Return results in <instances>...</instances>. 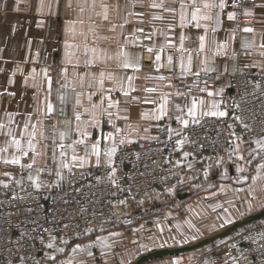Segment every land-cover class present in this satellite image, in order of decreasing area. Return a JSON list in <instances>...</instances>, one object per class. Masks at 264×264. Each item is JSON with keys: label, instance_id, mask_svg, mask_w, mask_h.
Returning <instances> with one entry per match:
<instances>
[{"label": "crops", "instance_id": "1", "mask_svg": "<svg viewBox=\"0 0 264 264\" xmlns=\"http://www.w3.org/2000/svg\"><path fill=\"white\" fill-rule=\"evenodd\" d=\"M222 2L155 0L163 6L151 7L153 0H43L41 7L42 0H0V182L58 169L55 143L77 144L66 159L75 155L78 165H86L97 160L92 145H98L101 159L107 157L101 144L176 132L186 126L184 120L189 124L209 111L228 113L231 75L264 73V0L248 8L256 20L252 32L240 30ZM205 3L218 6L207 9ZM193 14L200 17V27ZM205 15L214 18L204 20ZM93 57L94 63H85ZM125 59L133 66L123 67ZM197 72L215 74V85L173 100ZM193 99L195 115L189 116ZM55 113L61 115L56 126L46 127ZM110 133L113 139L107 138ZM261 145L264 135L251 139L235 127L230 164L214 171L207 169L204 156L178 146L171 154L179 162L171 191L156 201L118 205V211L125 208V225L73 238V247L52 264H133L155 250L205 240L140 264L177 259L180 264H250L242 233L264 221V215L248 220L264 209ZM14 157L19 164L10 162ZM63 163L65 171L75 167ZM229 245H236L237 253L224 258ZM0 264L11 263L0 259Z\"/></svg>", "mask_w": 264, "mask_h": 264}, {"label": "built area", "instance_id": "2", "mask_svg": "<svg viewBox=\"0 0 264 264\" xmlns=\"http://www.w3.org/2000/svg\"><path fill=\"white\" fill-rule=\"evenodd\" d=\"M222 1L235 13L240 30L255 27L248 8L257 0ZM193 77L187 92L214 83L204 74ZM226 105L225 116L205 115L179 132L121 143L110 162L72 171L62 183L44 179L36 188L29 181L0 182V259L35 264L51 239L117 219L121 201L158 200L175 186L179 162L171 154L178 146L192 156H204L210 171L229 165L235 127L251 139L264 135V73H233ZM242 239L250 264H264V221L247 227ZM236 253V245L223 250L225 257Z\"/></svg>", "mask_w": 264, "mask_h": 264}, {"label": "rangeland", "instance_id": "3", "mask_svg": "<svg viewBox=\"0 0 264 264\" xmlns=\"http://www.w3.org/2000/svg\"><path fill=\"white\" fill-rule=\"evenodd\" d=\"M238 71H242V70H238ZM195 74H204V75L209 76L212 79V81L214 82L212 85H209V86H213L216 83V77H215V74H213V73L197 72ZM195 74H193L192 77H190V79L188 80L187 83L183 84L180 87L181 93L177 94V95H174L172 97L173 100L181 101L182 100V96L191 95V94L195 93L197 90H199L201 88H205V87L196 88L195 90H193L191 92H187L186 91L185 88L187 86H189L191 84V82H193V78H194L193 76ZM209 86H206V87H209ZM226 94H227V92H226ZM226 94H225V103H226ZM228 110H229V108H228ZM203 116H205V115H202L201 117H203ZM60 117H61V115L59 113H55L53 115V117L46 122V127H49V128L55 127ZM200 118H198L197 120H199ZM197 120H195V121H197ZM179 131H176V132H179ZM176 132H159L158 134H161V133H176ZM158 134H156L155 136H157ZM155 136H153V137H155ZM146 139H150V138H138L137 141L146 140ZM133 142H135V141H133ZM123 143H126V142H123ZM119 144H121V142L120 143H116V144H101L102 148H103V154H105L107 157H103V158L99 159V163L100 162H110L113 159L114 154L111 155V156L108 155L109 151L111 150V149L109 150L108 146L110 145L111 148L113 146H115L117 148V146ZM60 145H63L64 147L61 148ZM76 147H77V144H56L55 143L54 144L55 157L53 159V163H54V166L57 167L58 169L55 168V169H52L53 171H51V172H44L42 174H39V175L33 176V177L24 174V175L20 176V177H23V178H19V180H16V179L11 180V179H9L7 181H4V183H9V182L21 183V182H24L25 178H26L27 181L31 182L33 185H36L37 183L41 184L42 180H44V179H52V180L54 179L55 181H57L59 183H62L65 180V178L72 171H76L78 169H84V168H86L88 166L97 164V162H96L97 160L93 161V160L90 159L88 161V162H90L89 164L80 166V165H78L80 163V161H81L80 159H77L75 161H73L72 158L66 159V158L69 157L70 151L76 149ZM106 148H107V152H106ZM60 150L65 151L64 152V157H62V158L59 156L60 155ZM71 157H73V156H71ZM64 159H66V160H64ZM62 161H64V162L66 161V163H68L70 166L73 164L75 166L74 167L75 169L72 168L70 170H66L65 171L62 168ZM59 169H61V170H59ZM57 173H60L63 176V179H61L60 176L57 175ZM165 193H168V192H165ZM132 203H135V202H132ZM120 204L125 205V204H127V202L123 201V203H119L118 205H120ZM117 210H119L118 207H117ZM118 225H125V208H123V207H122L121 211H118V218L113 220V221H101V222H98L96 224H93L91 227H89V228H87L85 230H82V231H80V232H78L76 234L65 236L64 238H53V239H51L50 243L46 246L44 253H42L40 255V257L37 259L35 264H52V263L56 262L57 260L61 259L62 253L68 252L69 249L73 247V245L71 244L72 241H73V238H76L78 236H84V235H87L88 233H92V232L109 231V230H111L112 228H114V227H116ZM61 249H62V251H61ZM222 255H223V251H222ZM223 257L224 258H228V257H225L224 255H223Z\"/></svg>", "mask_w": 264, "mask_h": 264}, {"label": "snow or ice", "instance_id": "4", "mask_svg": "<svg viewBox=\"0 0 264 264\" xmlns=\"http://www.w3.org/2000/svg\"><path fill=\"white\" fill-rule=\"evenodd\" d=\"M55 2H57L58 3V0H55ZM71 6V4L69 3V7ZM163 5L162 4H157V3H155V0H153V3H152V5H151V7H162ZM204 8H207V9H213V8H216L218 5H216L215 3H205L204 5ZM220 7H223L224 5H223V2L219 5ZM41 7H43V0H42V3H41ZM118 9H119V5H117L116 6V10L118 11ZM200 11V9L199 8H197L196 9V12H199ZM247 14H251V13H247ZM105 19H107V15H105V17H104ZM214 17H212V16H207V15H205V16H203L202 17V19H204V20H211V19H213ZM228 18L229 19H234L235 18V13H230L229 15H228ZM192 19L193 20H196L197 21V24H196V26L197 27H200L201 25L198 23V20L200 19V17H198L197 15H195V14H193V16H192ZM217 22H219L218 21V18H217ZM205 27H206V25H205ZM70 31H74V29L73 28H70L69 29ZM139 31H142V29H140ZM244 31L245 32H252V31H254V29L253 28H245L244 29ZM200 41H204L205 40V37L204 36H201L200 38ZM203 47H204V44L203 43H201L200 44V48L201 49H203ZM226 47V46H225ZM245 47H250V45H245ZM261 47H264V45H261ZM91 51L93 52V53H95V49H91ZM218 51H219V48H218ZM126 55V54H125ZM96 57H93V58H91V59H86L85 60V63L86 64H88V63H94L95 61H96ZM169 59H171V58H169ZM157 60H159V57H157ZM69 63H71V60H69ZM137 64H138V61H137ZM122 66L123 67H125V68H127V67H131V66H133L127 59H125L124 61H123V64H122ZM64 71L66 72L67 71V69H64ZM101 75V79H100V81H99V83L102 85L103 84V76H104V73H101L100 74ZM111 76V74H109V77ZM49 82H50V78H49ZM201 105L203 104V101H200L199 102ZM196 104H197V101L195 100V99H193V106H192V108H189L188 109V115L189 116H194L195 115V112H194V109H195V107H196ZM216 107V105L215 104H213V108H215ZM47 109H48V111L49 112H51L52 111V106L49 104V105H47ZM166 113H165V111H164V106L163 105H161V111H160V116H163V115H165ZM204 115H211V116H225V115H227V113L225 112V111H209V112H206V113H203ZM157 118H159V116L157 117ZM179 119V118H178ZM239 119V118H238ZM194 123H196V122H198V121H193ZM183 123L185 124V125H187L188 124V121L187 120H184L183 121ZM247 127V126H246ZM32 135H35V133L33 132L32 133ZM61 138H63V134H62V136H61ZM108 139H113V135L110 133V134H108V137H107ZM83 141H79V143H82ZM124 141L122 140L121 141V143H123ZM257 143L258 144H260V141H257ZM16 144H17V147H19V144H20V142L19 141H16ZM262 147H264V145H261ZM29 147H31V141H29ZM60 147L61 148H63L64 146L63 145H60ZM92 148L94 149V151H95V154H96V156H97V164L99 163V155H100V152H99V147H98V145H92ZM115 151H116V147L115 146H113L112 148H111V150L109 151V153H108V155L109 156H111V155H113L114 153H115ZM24 155H27V152H25V153H23ZM61 155H64V153L62 152L61 153ZM78 158L75 156V155H73V157H72V160L73 161H75V160H77ZM11 163H13V164H19L20 163V159L18 158V157H14L11 161H10ZM34 162V161H33ZM27 167H31V164H29V165H26ZM62 166L63 167H68V165L67 164H64L63 163V161H62ZM80 166H83V165H80ZM262 167H264V166H262ZM57 175L58 176H60V178L61 179H63V176L60 174V173H57ZM36 188H40L41 187V184L40 183H37L36 185ZM121 203H123V201H121ZM113 235H118V234H113ZM51 246V245H50ZM80 246L79 245H77V248H79ZM61 251H62V249H61ZM75 251V250H74ZM90 256L92 255V253L91 252H89L88 253ZM21 264H26V262H25V260L24 259H22L21 260ZM172 264H180V260L179 259H177V260H175V261H173L172 262Z\"/></svg>", "mask_w": 264, "mask_h": 264}, {"label": "water", "instance_id": "5", "mask_svg": "<svg viewBox=\"0 0 264 264\" xmlns=\"http://www.w3.org/2000/svg\"><path fill=\"white\" fill-rule=\"evenodd\" d=\"M262 215H264V209L261 210L259 213L250 216L248 220L258 218V217H260ZM205 242H206V240L205 241L198 242L197 244L189 245V246L176 247V248H162V249H158V250H155V251L150 252L148 254L142 255L133 264H140L141 262L147 260L148 258H150L152 256H159V255H163V254H166V253L180 252V251L185 250V249H189V248H192V247L199 246V245H201V244H203Z\"/></svg>", "mask_w": 264, "mask_h": 264}]
</instances>
